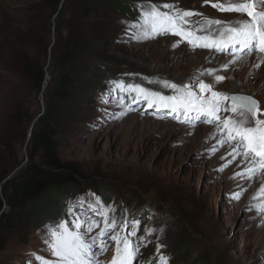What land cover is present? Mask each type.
<instances>
[{
	"label": "rangeland",
	"instance_id": "374dc122",
	"mask_svg": "<svg viewBox=\"0 0 264 264\" xmlns=\"http://www.w3.org/2000/svg\"><path fill=\"white\" fill-rule=\"evenodd\" d=\"M122 1L132 6L128 15H105L93 10L89 16L78 20L81 30L104 24L110 26V40L100 51L89 49L69 66L74 77L73 100L70 104L60 103L54 117L58 156L62 163L78 167L81 184L60 201L62 216L53 221L44 220L36 228L26 225L8 240L0 251V264H39L35 257L55 259L44 242L46 230L61 220L71 221L72 214L68 210L76 209L79 202L85 203L75 211L76 215L88 212L100 220V216L86 207L96 199L101 201L99 207L115 215L118 221H139L137 236L131 239L138 241L144 237V240L139 241V253L133 264H160L161 255L167 258L168 264H264V231L247 234L253 217L264 219V210L253 214L249 207L264 200L263 197L251 202L245 199L246 186L238 184L240 175L232 168L233 162L241 156L233 159L229 154L218 155L221 147L217 146L222 139L218 123H208L205 117H197L195 113L190 114L189 122L182 123L173 119L169 111L150 109L145 103L132 102L130 97L121 101L122 93L111 91L113 82L123 81L167 96L174 95L169 88L155 83L157 69L164 72L163 79L168 82L179 78L174 73L167 74L163 58L155 66L167 50L164 44L157 43L169 41V51L179 46L190 47V44L173 35L142 38L139 30L130 25L139 21L141 5L169 3L181 10L184 9L180 5L197 10L196 2L200 0ZM55 2L0 0L2 187L26 163L30 129L47 107L52 51L58 44ZM92 44H99L98 39L92 40ZM259 54L242 57L248 60ZM228 56L236 60L239 55ZM26 59L44 65L45 79L40 91L25 80L23 63ZM169 60L173 64L182 62L174 56ZM253 69L254 66H248L243 83ZM263 79L264 71L257 76L255 91L244 90L239 85L237 92L228 95L250 96L264 109V94L260 96L263 90H258ZM227 81H233L230 73ZM205 98H208L207 93ZM226 104L230 102L222 104L223 107ZM218 115L221 121L228 117L223 110ZM207 127L218 132L212 136L210 131L206 134ZM214 146L218 149L215 153L212 152ZM224 146L232 152L230 143ZM221 167L223 171L219 170ZM237 195L239 198H234ZM145 229L154 230V234L146 236ZM99 230L97 228L92 235ZM211 233L219 241V254H214L208 245ZM158 245L162 246L159 250ZM114 251L115 246L110 242L103 254L97 252L94 264H109Z\"/></svg>",
	"mask_w": 264,
	"mask_h": 264
},
{
	"label": "snow or ice",
	"instance_id": "6c2138e0",
	"mask_svg": "<svg viewBox=\"0 0 264 264\" xmlns=\"http://www.w3.org/2000/svg\"><path fill=\"white\" fill-rule=\"evenodd\" d=\"M205 3H210L212 8L220 12L239 13L247 19L232 25L225 21L206 18L204 24L192 27L189 18L202 16V13L181 10L174 4L152 3L141 5L143 10L140 12V19L130 27L138 29L142 38H153L157 35L179 36L193 47L213 48L218 52L227 51L234 57L240 54H264V10L258 8V5L264 4V0H217V2L205 0ZM213 25L223 27L219 30V37L213 36L209 43V35L201 36L199 33H206ZM223 79V76L216 77L217 82ZM162 86L170 88L175 95L167 96L141 85L125 84L123 81L113 82L111 91L122 93L121 101H126L130 97L132 102L145 103L150 109L169 111L173 114V119L182 123L189 122L191 113H195L197 117H205L208 123L217 122L220 127L219 134L226 137L218 142L219 145L222 147L225 143H230L233 150L229 155L233 159L243 156L244 160L250 161L251 167L246 169L247 176L251 178L257 171L264 170V109H261L257 100L250 96L227 95L213 91V85L203 81H199L195 86L176 85L164 81ZM205 93H210V96L205 98ZM225 102L230 104L221 109ZM221 110L237 114L241 118L234 119L229 116L221 121L218 115ZM181 116L184 117L183 120L180 119ZM217 150L214 146L212 152L215 153ZM219 170L224 169L221 167ZM261 191L264 192V187ZM234 198L238 199L239 196ZM84 203L79 202L76 209L69 208L68 211L72 214L71 221L61 220L46 230L44 242L55 259L47 260L42 257L34 259L39 261V264H94L97 252L103 254L111 242L115 246V251L109 264H133L139 253V241L144 240V237H140L138 241L131 239L137 236L139 221L133 220L131 223L127 220L118 221L115 215L99 207L101 204L99 199L86 204V207L88 211L100 216V220L94 219L88 212L76 215L75 211ZM260 207L264 208V205ZM97 228L100 229L99 232L92 235ZM153 234L154 230L145 229L146 236ZM160 247L162 246L158 245V250ZM159 260L160 264H168L167 258L163 255Z\"/></svg>",
	"mask_w": 264,
	"mask_h": 264
},
{
	"label": "trees",
	"instance_id": "16d2710c",
	"mask_svg": "<svg viewBox=\"0 0 264 264\" xmlns=\"http://www.w3.org/2000/svg\"><path fill=\"white\" fill-rule=\"evenodd\" d=\"M61 2L56 0L54 13H57ZM131 8L122 0H65L62 3L56 17L58 44L52 51L46 110L31 129L26 163L6 181L5 187L0 186V251L24 226L36 228L44 220L53 221L62 216L60 201L81 184L78 167L62 163L58 156L54 117L60 103L70 104L73 100L74 77L69 66L89 49L100 51L110 40V26L104 24L81 30L78 20L89 16L93 10L122 16L128 15ZM62 31H65L64 36ZM94 39L99 41L96 46L92 44ZM23 73L27 83L40 91L45 79L44 65L26 59ZM9 174L3 175L2 180Z\"/></svg>",
	"mask_w": 264,
	"mask_h": 264
},
{
	"label": "bare ground",
	"instance_id": "6f19581e",
	"mask_svg": "<svg viewBox=\"0 0 264 264\" xmlns=\"http://www.w3.org/2000/svg\"><path fill=\"white\" fill-rule=\"evenodd\" d=\"M212 2H217V0H212ZM196 4L199 6V8L191 9L189 6L186 5H180L184 10H191L194 12L202 13V16H193L191 17L190 21L192 22V27H196L198 25H202L205 22L206 18H210L212 20H221L225 21L229 24L235 25L239 21H243L247 19L246 16H241L238 13H230L226 15L227 12H220L217 9H214L211 7V4H206L205 0H200L196 2ZM258 8L260 10H264V4L258 5ZM202 9V10H201ZM202 11V12H201ZM210 11V13H208ZM212 13V14H211ZM212 15H217V17H211ZM224 17V18H223ZM223 27V25L216 26L213 25L209 29H207V32H201L199 35L203 36L205 34L209 35V43H211V38L213 36L219 37V30ZM203 43V41H201ZM158 45L164 44V46L167 48L166 53L163 55H160V58L156 63L160 64V60H164L166 66L167 74L174 73L177 76H179L178 79H175L174 81L170 82L172 84L176 85H193L195 83H198L199 81L207 82L208 84L213 85L214 90L219 93L224 94H230L235 93L238 91L239 85L246 90L250 89L251 91H255L258 88L257 84V76L258 74L261 76V73L263 74L264 71V55L259 54L257 56H251L248 58V60L244 57H242L244 54H240L238 58H236L235 62H233L232 57L228 56L229 53L226 52H220L221 55L216 54V50L213 48H205V47H193L190 45V47H177L173 50L169 51L170 42L166 40H161L157 43ZM164 53V52H162ZM174 56L175 59L179 58V61H182L180 64H173L172 60H169V57ZM254 66L253 72L248 76V79L246 83H243L244 75L247 71L248 66ZM259 65V67H257ZM209 70H211V73L209 74ZM231 74L233 77V81L229 82L227 81V75ZM156 78L158 79L156 83L157 86H162V80L165 75L164 72L161 69H157L155 71ZM176 76V78H177ZM217 76H223L224 79L221 81H216ZM162 77V78H161ZM152 78V77H151ZM172 79V78H171ZM165 80V79H163ZM166 81V80H165ZM242 82V83H241ZM241 83V84H239ZM259 83V82H258ZM44 85V84H43ZM217 87H219L217 89ZM164 89V88H163ZM170 89V88H169ZM259 91H264V79H263V85L258 89ZM170 91H172L170 89ZM259 92L260 96L264 94V92ZM172 93L175 95V93L172 91ZM256 95H258L256 93ZM210 96V93H207V97ZM227 105V104H226ZM223 105H221V109H223ZM226 113V112H225ZM228 117L232 116L234 119H240L241 117L237 114H233L231 112H227ZM224 119V118H223ZM220 128V127H219ZM167 129V128H166ZM209 131L211 132V136L214 135V133L218 132L216 129L213 130L212 128H206L205 133L208 134ZM200 135V133H199ZM223 138V137H222ZM221 146H217V148H220ZM231 148L229 147H221L218 155L220 157H224L229 154V150ZM231 158H229V161ZM251 166L250 161L244 160V158L241 156L238 160L233 162L232 168L236 171V173H245V170L248 169ZM240 180V183L245 187V199L248 202H251L252 200H264V192L261 191L262 187H264V173L261 171H257L251 178L245 175L238 176V179ZM264 205V201H261L258 204H255L254 206L249 207L253 211V214L258 212V210H264V208H261L260 206ZM248 206V205H247ZM262 226L261 228L260 225ZM264 231V219H260L257 217H253L247 226V234H253V233H261ZM207 232V231H206ZM210 237V241L208 242V245L210 246V249L214 252V254H219L221 252L220 248L218 247L219 241L217 240V237L214 234H208Z\"/></svg>",
	"mask_w": 264,
	"mask_h": 264
},
{
	"label": "water",
	"instance_id": "95a60500",
	"mask_svg": "<svg viewBox=\"0 0 264 264\" xmlns=\"http://www.w3.org/2000/svg\"><path fill=\"white\" fill-rule=\"evenodd\" d=\"M65 0H62V2L60 3V5H59V8H58V11H59V9L61 8V6H62V3L64 2ZM45 85H46V83H45ZM32 129V128H31ZM31 129H30V132H31ZM28 137H30V133H29V136Z\"/></svg>",
	"mask_w": 264,
	"mask_h": 264
}]
</instances>
